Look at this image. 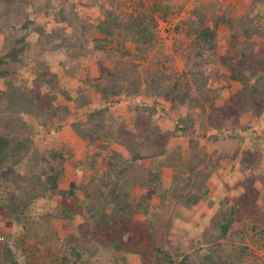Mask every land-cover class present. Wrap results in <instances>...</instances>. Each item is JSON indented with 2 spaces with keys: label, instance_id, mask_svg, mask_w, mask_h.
Returning a JSON list of instances; mask_svg holds the SVG:
<instances>
[{
  "label": "trees",
  "instance_id": "1",
  "mask_svg": "<svg viewBox=\"0 0 264 264\" xmlns=\"http://www.w3.org/2000/svg\"><path fill=\"white\" fill-rule=\"evenodd\" d=\"M86 1L100 10L95 31L104 35L102 39H87L86 35L94 25L90 19L81 17L70 0H0V84L3 86L0 87V215L8 222H14L18 221L17 215H22L37 199L71 198L69 207L62 204L60 214H47L25 223L19 219L18 225L25 231H32L31 237L35 240L29 246L18 243L27 259L26 264H88L81 255L83 251L80 253L73 246V240L79 242L72 237L58 238L52 226L53 219L71 220L76 211L75 214H82L85 219L83 227L89 228L94 223L105 233L107 228L114 226L109 253L115 262L121 254L134 253L147 264H173V255L165 250L163 242L170 231V217L180 214L176 209L171 212V208L182 205L190 209L198 204L209 192L207 175L200 166L206 163L205 160L210 166L215 162L212 157H206L205 149L193 138V125L207 134L209 128L214 130L213 135H207L210 143L224 148L223 142L230 140L235 132L237 118L247 112L253 113L254 117L261 116L264 89L260 86L264 78L258 67L264 51H258L260 57L251 65L240 60L238 69L226 76L228 82L238 83V90L222 99V106L227 109L225 115L221 108L212 106L220 98L218 89H212L218 76L204 70L205 66L214 63L210 57H203V53L213 49L215 29L202 23L200 29L186 24V35L195 37L193 49H190L196 50L194 57H187L191 85L187 82L164 85L168 75L158 73L150 76L142 87L139 75L121 61L128 51L121 52V57L112 58L117 50L113 43L117 38L123 42L126 36H131L138 58H142L145 50L152 51L151 40L156 26L153 11L145 10V6L139 4L142 11L125 19L120 13H114L111 0H107L111 4L109 9L105 8L107 1ZM157 3V9L158 5L168 9L172 5L170 0H158ZM254 4L257 5L253 6L256 16L252 20L264 23V15L257 12L259 0ZM41 15L53 17L54 25L49 31L46 24L37 21ZM167 16L165 12L163 20ZM124 30L128 32H125L126 36H119ZM242 36L244 42H236L238 46L232 45V49L243 51L251 34L246 31ZM50 56L58 60L66 81L76 79L80 83L77 97L72 98L67 88L60 84L57 74L51 71L47 60ZM108 60L114 62L113 68L108 67ZM21 69L31 74V80L21 75ZM140 93L150 99L152 112L159 107L160 97L170 102L171 111L186 107V112L183 115L178 111L173 129L167 133L160 132L156 120L149 118L151 111L146 107L143 110H149V116L147 113L144 118L138 113L134 125L142 134L127 132L123 126L115 129L111 125L112 112L108 111L111 104L127 103L128 111L136 113L138 107L134 100ZM94 95L98 97L96 100H93ZM68 103H72L73 109ZM207 103L210 106L206 110ZM89 105L95 109L84 115V121H74L71 125L80 140L96 148L86 162L94 169V175L86 187L78 188L86 197L79 201L76 188L64 190L59 184L71 153L66 156V150L37 147L35 141L42 130L58 131L74 110L85 111ZM195 108L199 109L198 116L193 114ZM173 136L190 137L187 160L177 151L167 153L166 143ZM117 146L128 150L130 156L124 157L116 150ZM144 160L150 164L142 167L140 162ZM158 168L172 170L168 185L160 179V173H156ZM137 186L146 190L138 200L133 196ZM251 188L245 186L235 206L215 213L210 226L199 223L195 232L200 228V238L191 245L197 250L193 251L194 260L187 264H250L245 254L240 257L235 252L225 251L233 250L235 242L242 241L245 232L264 245V212L250 203ZM154 198H158L155 205L152 203ZM75 204L77 210L71 207ZM234 218L241 222L242 229L233 234ZM119 225L124 234L132 233L130 249L123 248L122 240L114 238ZM222 240H227V244L220 243ZM78 248L82 250V245ZM10 255L9 247L0 248V257L6 256L9 260L5 264H15L9 259ZM187 258L184 257L185 261ZM252 264H261V261Z\"/></svg>",
  "mask_w": 264,
  "mask_h": 264
},
{
  "label": "rangeland",
  "instance_id": "2",
  "mask_svg": "<svg viewBox=\"0 0 264 264\" xmlns=\"http://www.w3.org/2000/svg\"><path fill=\"white\" fill-rule=\"evenodd\" d=\"M102 1L106 3L107 0ZM255 1L170 0L172 3L170 9L167 7L163 8L160 5H158L157 9L158 0H111L113 5L107 1L109 4L107 3L105 8L109 9L111 5L114 13H120L125 19L130 17V15L137 16V11H142V8L138 5H144L145 10L153 11L152 17L156 22L153 33L154 37L151 40L152 51L148 52V50H145L142 53V58H138L136 55L138 51L136 44L132 42L131 36H126L125 32L127 31L124 30L119 36H126V39L123 42L118 38L114 41L113 45L117 50L112 55V58L121 57V52L128 51L129 53L125 54L121 58V61L126 63L127 66L132 67L135 73L139 75L142 87L144 83H147L146 81L150 76L158 73L168 75L164 80V85L177 82L182 84L187 82V84L191 85L190 61L187 60V57H194L196 50L191 51L190 49H193L195 37L194 35H186V24H192L194 27L198 26L200 29L202 28V23V25L208 28L215 29V42L211 50L212 52L204 51L203 53V57H210L214 60V63L205 66L204 70L206 72L210 70L213 75L218 76L217 80H214L212 84V89H218L220 98L216 99L212 106L218 109L221 108L222 112L226 115L227 109L222 106V99H226L232 94L234 95L238 90V83L236 81L228 82L226 76L232 75L233 70L238 69L240 60L243 59L244 62L251 65L252 61H258L257 58L260 57L259 52H262L261 49L264 51V23L261 20L256 22L252 20V17L256 16V11L253 7L257 6L254 4ZM70 3L81 13L82 18L90 19V22L94 25V28L88 31L86 35L87 39L89 41L94 40V38L102 39L104 35L95 31V26L98 23L96 18L99 16L100 10L89 5L86 0H70ZM66 7L68 8V6ZM257 9L260 15H264V0H259ZM165 12L168 16L166 20H163L162 15ZM251 13L253 14L249 16L248 14ZM221 17L223 20H221ZM36 19L38 22L46 24L47 31L54 25L53 17L47 18L41 15ZM70 31L71 29L68 28V32ZM246 31L251 36L247 45L243 46V51L241 49L238 51L237 48L232 49V45L238 46L236 42H244L245 38L242 34ZM244 49L246 50L244 51ZM187 53H189L188 56ZM260 59V66L258 68L261 67V74L264 78V56ZM47 60L49 61L51 71L57 74L60 84L67 88L72 98L77 97L80 83L76 79L65 80L58 60L54 56L47 57ZM107 65L109 68H113L114 62L108 60ZM20 73L27 80H31V74L25 69H21ZM0 87L3 88L2 84H0ZM260 88L264 89V82ZM140 94L134 100V104L138 107L136 113L128 111L127 103L118 102L116 104L113 102L111 104L108 111L112 112L113 121L111 120V125L115 129L117 126H123L127 132L139 133L137 127L134 126L137 114L141 113V116L146 118L149 110L145 111L143 109L145 107L150 109L152 106L150 99L146 98L142 93ZM58 98L60 99L59 96ZM97 98L94 95L93 100ZM158 101L161 106L159 105L154 112L150 109L151 115L149 118L152 121L156 120L160 132L167 133L173 129V123L178 117V111L184 115L186 107H181L175 112L170 110V102L164 97H160ZM202 104H204V101H202ZM68 105L73 109L72 103H68ZM262 105L264 106V102ZM209 106V103L205 104V109L207 110ZM93 109L95 107L89 105L85 111L74 110L75 112L73 111V114L69 116L61 129L58 131L51 129L50 132L42 130L35 141L37 147L66 150L64 153L66 156L68 152L71 153V157L65 163V171L59 184L60 188L64 190L76 188L75 192L80 199L79 201L86 197L78 188L81 186L86 187L94 175V169H91L86 162L88 157L96 151V148L86 145L85 142L80 140L71 128V125L74 121H84V115ZM193 114H197L198 116L199 109H193ZM205 116L208 117L206 114ZM205 123L208 122L205 121ZM236 123L234 124L236 128L235 132L232 133V138L223 142L224 148H219V145L210 143V136L208 137L207 135L210 133L213 135L214 130L209 128L210 131L207 134L203 130H197V126L193 125L195 132L193 138L197 139L200 147L205 149L206 157H212V161L215 162H212L214 166H210L207 160H205L206 163L200 166V169H204V174L207 175L206 183L209 192L204 194L198 204L190 209H186L182 205L171 208V212L176 209L180 214L175 217L170 215V231L166 234L165 239L163 238V242L165 250L171 251L173 255V264H182L183 262L187 264L189 261L194 260L193 251L197 250V248L191 247V245L196 239L200 238V228L198 229L199 232H195L199 223L202 225V222H204L207 226H210L211 218L215 213H218L219 210L226 211L235 206L239 201L238 198L245 191L246 185H250L251 189H253L250 203L253 204V207L258 208L261 213L264 212V112L260 117H254L253 113L247 112L245 115L237 118ZM242 127L245 128L242 129ZM139 130L141 131V129ZM139 134H142V132ZM189 138H177L175 136L170 138L166 143L167 153L177 151L182 159L187 160L189 158ZM116 150L123 153L124 157L130 156L128 150L126 151L123 147L117 146ZM149 164L148 160L140 162L142 167ZM157 172L160 173V179L168 185L172 178V170L169 168H158ZM145 193V189L137 186L133 191V196L138 200ZM71 202V198L61 199L53 197L37 199L29 205L30 207L22 215H17L18 221L20 219V221L25 223L34 219L39 220L47 214H60L63 207L62 204L69 207ZM152 203L153 205L157 204L158 198H154ZM71 207L73 210H77L78 205H71ZM66 210L68 212L67 208ZM76 212L73 213L71 220L53 219L52 226L57 232L58 238L63 240L72 237L82 245V250H80L78 248L79 244L73 240V246L76 250L78 249V252L81 253L83 251L81 255L88 264H147L143 262L138 254L134 253L121 254L117 262H115L109 253L113 238L111 230H113L114 226L111 228L106 227L105 233H103L104 231H99L94 223L89 228L83 227L85 219L82 218V214H75ZM107 212H109L108 209ZM234 220L236 221V225L232 229L233 234L237 232L236 230L242 229L241 222L236 218ZM18 221L8 222L0 215V248L9 247L11 251L9 259L14 261L15 264H26L27 259L23 255V250L18 246V243L21 242L23 245L29 246V243L35 240L31 237L33 232L23 230L18 225ZM123 232L124 230L119 225L116 233L117 236H114V238L122 240L119 243L122 244L123 248L127 247V249H130L133 243L132 233L124 234L125 232ZM250 235L251 233L245 232L243 240L236 241L234 244L235 248L232 247L233 250L228 249L225 252H235L240 257L245 254L250 264L257 263L259 260L261 264H264V245H262V241L260 240L259 242L253 240ZM220 243L227 244V240H222ZM67 251L69 252V249ZM186 256L188 258L185 261L184 257ZM7 261L9 262L6 256L0 257V264H5Z\"/></svg>",
  "mask_w": 264,
  "mask_h": 264
}]
</instances>
